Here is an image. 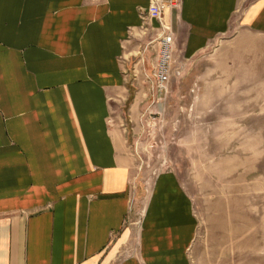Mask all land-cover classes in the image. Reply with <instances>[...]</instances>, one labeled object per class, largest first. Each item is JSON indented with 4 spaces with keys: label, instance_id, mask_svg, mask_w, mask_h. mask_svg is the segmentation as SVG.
Wrapping results in <instances>:
<instances>
[{
    "label": "crops",
    "instance_id": "1",
    "mask_svg": "<svg viewBox=\"0 0 264 264\" xmlns=\"http://www.w3.org/2000/svg\"><path fill=\"white\" fill-rule=\"evenodd\" d=\"M148 5L0 0V264H192L190 196L163 175L134 221L135 159L111 124L130 97L129 45L158 34ZM166 18L174 51L196 52L234 24L264 37V0H182ZM239 231L231 251L216 233L203 256H264L251 240L242 253Z\"/></svg>",
    "mask_w": 264,
    "mask_h": 264
},
{
    "label": "rangeland",
    "instance_id": "2",
    "mask_svg": "<svg viewBox=\"0 0 264 264\" xmlns=\"http://www.w3.org/2000/svg\"><path fill=\"white\" fill-rule=\"evenodd\" d=\"M151 39H135L123 60L130 95L139 97L136 107L130 110L127 101L111 118L126 130L135 159L134 221L143 216L158 179L171 174L190 196L198 220L192 264H264V256L256 262L203 256L216 233L231 251L237 228L242 253L250 240L264 252V37L234 24L196 52L176 47L161 96L153 91Z\"/></svg>",
    "mask_w": 264,
    "mask_h": 264
},
{
    "label": "built area",
    "instance_id": "3",
    "mask_svg": "<svg viewBox=\"0 0 264 264\" xmlns=\"http://www.w3.org/2000/svg\"><path fill=\"white\" fill-rule=\"evenodd\" d=\"M182 0H149L144 20L146 24L156 21L158 34L149 42V46H157L156 58L153 64V91L158 96L167 92L168 84L172 77L174 63L175 37L172 25L166 18L167 10H180ZM153 28V27H152ZM145 76L147 74L145 73Z\"/></svg>",
    "mask_w": 264,
    "mask_h": 264
},
{
    "label": "trees",
    "instance_id": "4",
    "mask_svg": "<svg viewBox=\"0 0 264 264\" xmlns=\"http://www.w3.org/2000/svg\"><path fill=\"white\" fill-rule=\"evenodd\" d=\"M132 99H133V95H130V97H129V102H131L132 101Z\"/></svg>",
    "mask_w": 264,
    "mask_h": 264
}]
</instances>
